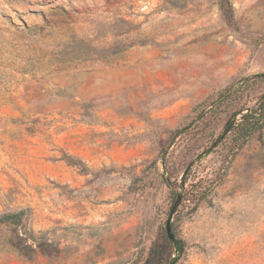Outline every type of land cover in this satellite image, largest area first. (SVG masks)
Listing matches in <instances>:
<instances>
[{"label":"rangeland","instance_id":"1","mask_svg":"<svg viewBox=\"0 0 264 264\" xmlns=\"http://www.w3.org/2000/svg\"><path fill=\"white\" fill-rule=\"evenodd\" d=\"M262 94L264 0H0V264H134L177 197V264H264Z\"/></svg>","mask_w":264,"mask_h":264},{"label":"trees","instance_id":"2","mask_svg":"<svg viewBox=\"0 0 264 264\" xmlns=\"http://www.w3.org/2000/svg\"><path fill=\"white\" fill-rule=\"evenodd\" d=\"M246 110V113H242L243 109L234 112L231 115V119L225 124V133L227 134L233 130L235 117L240 115V121L235 126V135L232 139V146H234L235 149L241 148L255 133H261L264 127V94L258 98L255 108ZM226 134L217 136L211 143L210 147L217 146L221 140H223V135ZM230 151L232 152L233 148L230 149ZM16 218H18V214L1 216L0 224L6 223L17 225L20 221H17ZM15 233V238L19 243H11L10 247L18 254L27 256V254L34 253L35 249H39V246H35V242L31 235L21 233L20 231ZM33 246H35V248ZM183 246V241L175 237L172 228L170 235H168L165 230V232L159 234L156 240L152 243L146 256L139 258L134 264H177L181 257ZM173 250L177 252L175 256Z\"/></svg>","mask_w":264,"mask_h":264},{"label":"water","instance_id":"3","mask_svg":"<svg viewBox=\"0 0 264 264\" xmlns=\"http://www.w3.org/2000/svg\"><path fill=\"white\" fill-rule=\"evenodd\" d=\"M179 201H180V197H177V199L175 200V202H174V204H173V206H172V208L170 210L169 216H168V218L166 220L165 230H166V233L168 235H170V232H171V220H172V216L175 213V209L178 206Z\"/></svg>","mask_w":264,"mask_h":264}]
</instances>
